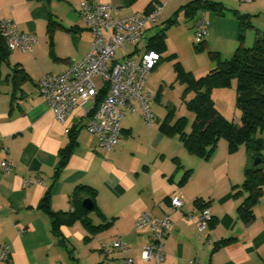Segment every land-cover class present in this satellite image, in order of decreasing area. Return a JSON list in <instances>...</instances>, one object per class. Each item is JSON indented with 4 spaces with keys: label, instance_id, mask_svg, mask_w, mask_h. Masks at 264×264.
Returning a JSON list of instances; mask_svg holds the SVG:
<instances>
[{
    "label": "crops",
    "instance_id": "0c3cea01",
    "mask_svg": "<svg viewBox=\"0 0 264 264\" xmlns=\"http://www.w3.org/2000/svg\"><path fill=\"white\" fill-rule=\"evenodd\" d=\"M80 1L0 0V19H11L19 30L37 37L32 53L15 49L9 55V64L0 66V162L5 158L12 162L9 174L0 169V243L10 247L9 259L0 264H126V256L133 259L132 264L262 262L264 187L251 219L242 218L238 211L248 195L241 186L244 170L253 166L243 145L229 152L226 140H219L213 154L204 159L189 153L177 136L161 132L157 119L148 126L139 112H126L117 145L103 151L84 127V106L76 107L64 122L56 120L37 91L36 82L44 73L61 72L89 51L92 35L80 19ZM95 1L109 2L122 14L145 12L160 3L162 10L168 7L170 18L182 12L181 6L191 0H135L131 4L125 0ZM210 1L219 2L221 9L216 16L211 12L207 16L209 34L205 41L221 56L236 49L241 16L249 21L242 30L245 46L252 45L264 30V0ZM228 13L235 20L226 21ZM49 20L60 24L54 29L51 43L47 35ZM155 24L147 26L146 37ZM14 64L29 79L21 84V90H15L11 100L13 91L6 75ZM214 66L211 61L200 70L206 72ZM72 129L77 143L55 176L59 150L70 141ZM25 179L29 180L27 184ZM77 185L96 190L97 209L88 213L89 226L77 219L61 225L56 236L51 232L49 215L39 208L40 199L50 187V208L67 211ZM174 195L185 200L182 208L170 207ZM196 198H201L203 208L211 214L200 231L196 224L203 208L193 203ZM142 211L156 218L167 214L173 224L163 241L161 263L140 258L141 248L151 237L149 226H134ZM187 212L193 214L192 219L185 217ZM106 223L107 227H97ZM117 238L130 250L103 255L102 247Z\"/></svg>",
    "mask_w": 264,
    "mask_h": 264
},
{
    "label": "built area",
    "instance_id": "2783aa9c",
    "mask_svg": "<svg viewBox=\"0 0 264 264\" xmlns=\"http://www.w3.org/2000/svg\"><path fill=\"white\" fill-rule=\"evenodd\" d=\"M162 8V4L156 3L147 12L122 14L120 8L109 2L80 1V19L92 35L89 51L61 72H47L37 79V91L59 122H64L76 107L84 106V127L96 137L97 146L103 151L112 150L117 145L121 120L126 112H139L148 126L156 122L150 110L154 95L144 90L143 85L161 57L157 51L147 49L145 41L147 26L157 22ZM0 32L10 54L15 49L32 53L37 43L35 34L19 30L11 19H0ZM208 34L205 10L199 8L194 15L193 39L200 43ZM117 49H120V54H116ZM0 169L2 173L9 174L11 160L3 159ZM28 181L25 179V184ZM169 202L172 209H180L186 203L177 195L171 196ZM185 217L192 219L193 214L187 212ZM210 219V212L203 208L196 224L197 230L205 227ZM145 225L149 226L151 237L141 248L140 258L161 263L164 259L163 241L173 229V224L167 214L156 218L150 212L142 211L136 216L134 226ZM113 250L126 253L130 247L117 238L105 244L101 252L108 255ZM9 256V245L0 243V261L8 260ZM124 260L126 264L133 263L129 256ZM259 264H264V260Z\"/></svg>",
    "mask_w": 264,
    "mask_h": 264
},
{
    "label": "trees",
    "instance_id": "16d2710c",
    "mask_svg": "<svg viewBox=\"0 0 264 264\" xmlns=\"http://www.w3.org/2000/svg\"><path fill=\"white\" fill-rule=\"evenodd\" d=\"M36 1L48 2L50 0ZM133 1L135 0H125V3L131 4ZM199 8L211 9L215 12L221 9L219 2L210 0H191L181 6L188 17L194 16ZM150 9H146L145 12ZM175 22L177 21L174 17L168 18V24ZM57 25L60 24H55L53 20L48 22L47 35L50 43ZM247 26H249V21L241 16L240 30L237 35L238 45L230 57L223 58L220 52L208 50L209 57L211 61L215 62V66L202 74L194 75L191 71L184 70L179 61H175L174 68L177 78L184 83L185 93H193L189 99L185 100L186 108L193 113V120L190 129L187 131V118L185 116L171 120L170 115H167L160 121L159 129L167 136H177L189 153L204 159H208L213 154L220 138L226 140L229 152H234L243 145L251 162L259 157L260 162L257 165L245 167L244 180L241 186L247 190L248 195L238 207L242 218L251 219L254 215L253 206L263 194L264 187V167L262 166L264 162V30L255 37L252 45L245 46L242 30ZM164 29L161 28L156 34L146 37L147 49L160 53L166 48ZM197 45L207 48L205 40ZM9 55L10 52L0 32V66L3 63L9 64ZM168 57H173V54ZM15 67L16 64L12 66L10 74L6 75V77L9 76L12 86L11 100L15 98V90H21V84L29 79L22 68L16 69ZM233 85L236 93L235 103L241 112L239 123L229 121L221 115L215 108L211 97L213 88L231 87ZM76 143V131L72 129L70 141L59 150L55 176L66 164ZM95 195L96 190L91 186L77 185L70 196L71 208L67 211H53L49 206L50 187H48L40 199L39 208L49 215L51 232L59 236L61 225L71 224L77 219H80L86 226L90 225L88 213L97 209L94 202ZM84 198L91 200L90 209L83 206ZM200 202L201 198H196L193 201L195 205L203 208L204 205ZM107 226L108 223L97 227L104 228Z\"/></svg>",
    "mask_w": 264,
    "mask_h": 264
},
{
    "label": "rangeland",
    "instance_id": "374dc122",
    "mask_svg": "<svg viewBox=\"0 0 264 264\" xmlns=\"http://www.w3.org/2000/svg\"><path fill=\"white\" fill-rule=\"evenodd\" d=\"M167 8L159 14L155 26L149 28L147 31V37H150L156 34L161 28H165L164 42L166 48L159 53L161 58L158 64L148 73L144 89L154 95L150 110L155 115V118L157 117L156 119L158 121L163 120L167 115H170L171 120L185 116L187 118L186 130L188 131L193 120V113L186 108L185 100L189 99L193 93H185V85L177 78L174 63L176 60L179 61L184 70L191 71L193 74L204 73L205 70L200 69L208 64V62H211L208 50L212 49L209 46H206L207 48L200 47L194 41V16L186 17L183 11L177 14L175 13L171 17H174L177 22L168 24V17L171 14L167 13ZM204 10L206 19L210 12L216 16L215 11L211 9ZM235 18L234 15L228 13L225 20L231 21L232 19L235 20ZM249 43H252V40ZM237 45L238 42L236 43ZM221 47H223V51H227L224 50V46ZM232 51L234 50H231L229 54L221 57H229ZM120 53V49H117L116 54ZM171 54H173V57H168ZM211 97L214 101L215 108L227 120L233 121L234 123L240 121L241 112L235 103L236 93L234 85L231 87L213 88L211 90ZM220 140L225 141L224 138H220ZM253 161L251 164H253Z\"/></svg>",
    "mask_w": 264,
    "mask_h": 264
},
{
    "label": "water",
    "instance_id": "95a60500",
    "mask_svg": "<svg viewBox=\"0 0 264 264\" xmlns=\"http://www.w3.org/2000/svg\"><path fill=\"white\" fill-rule=\"evenodd\" d=\"M259 162H260V158L256 157L253 161V165H257ZM82 204L86 209L91 208V200L89 198H84Z\"/></svg>",
    "mask_w": 264,
    "mask_h": 264
}]
</instances>
